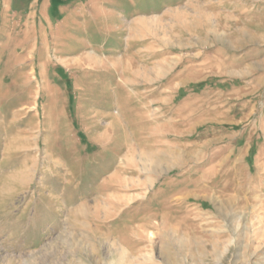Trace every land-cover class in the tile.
<instances>
[{"label":"rangeland","instance_id":"obj_1","mask_svg":"<svg viewBox=\"0 0 264 264\" xmlns=\"http://www.w3.org/2000/svg\"><path fill=\"white\" fill-rule=\"evenodd\" d=\"M0 264H264V0H0Z\"/></svg>","mask_w":264,"mask_h":264},{"label":"bare ground","instance_id":"obj_2","mask_svg":"<svg viewBox=\"0 0 264 264\" xmlns=\"http://www.w3.org/2000/svg\"><path fill=\"white\" fill-rule=\"evenodd\" d=\"M121 256V255H120ZM118 261V260H117Z\"/></svg>","mask_w":264,"mask_h":264}]
</instances>
